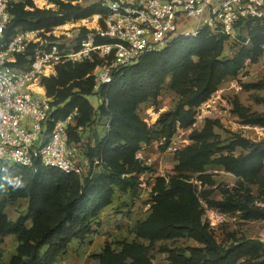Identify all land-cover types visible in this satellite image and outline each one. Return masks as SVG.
Listing matches in <instances>:
<instances>
[{
  "label": "trees",
  "instance_id": "trees-1",
  "mask_svg": "<svg viewBox=\"0 0 264 264\" xmlns=\"http://www.w3.org/2000/svg\"><path fill=\"white\" fill-rule=\"evenodd\" d=\"M65 1L68 5L61 0L54 2L61 9L66 7L67 13L27 11L26 8H34L31 0L17 5L12 10L13 19L5 37L26 31L49 32L71 20H86L102 13L97 0H92L93 4L85 8L71 6L82 0ZM254 23L258 26L251 28ZM247 27L250 28L252 45H244L239 55L230 60L221 56L225 41L231 37L214 35L204 29L196 38L177 36L164 50L144 56L137 64L125 69L113 84L103 87L98 93L103 104L96 118L104 120L106 125L109 122V127L107 129L105 125L104 134L93 138V146L87 145L88 158L102 161L101 173L91 181L82 184L77 176L56 169L25 168L0 162V242L7 237H15L19 244L16 255L8 264H56L74 240L84 242L96 234V222L112 205L116 191L137 197L140 176L149 170L137 158L143 146L158 138L163 139L167 147L178 126L190 127L195 108L207 102L224 80L236 76L244 62L258 52L259 44L264 43V18L241 21L235 34H240ZM193 57L199 58L196 67ZM25 64V59L19 60L20 67ZM90 65L96 66L89 63L60 66L56 77L43 80L47 95L53 99L52 105L57 109L53 114L57 120H65L77 110V125L70 128L71 141L77 143L82 137L76 130L84 128L87 131L95 124L94 109L87 99L95 82L92 78L82 82L92 70ZM194 68L197 70L193 79L195 91L175 109L163 113L155 131L150 129L137 114L138 108L149 101H156L168 77L183 75ZM247 147L249 152L241 158L215 159L213 146H191L179 153L177 171L204 173L210 166L223 165L237 178L255 181L264 168V141ZM159 182L154 189L158 193L154 197L157 203L155 213L148 221L135 227V233L151 244L183 236L199 244V247L187 251L167 250L172 264H239L245 258L264 251V243L259 242L220 247L202 223L193 187L179 178L171 179L166 187L162 179ZM262 195L264 191L251 198L250 207L244 210L248 218L264 220V210L253 206L254 200ZM19 200L28 202L27 211L12 221L6 214V206ZM121 246L122 250L116 252L112 244L106 243L102 252L94 256L95 264H124L126 258L132 260L131 264H152L143 252H139L138 246L128 243ZM0 264H5L1 246Z\"/></svg>",
  "mask_w": 264,
  "mask_h": 264
},
{
  "label": "rangeland",
  "instance_id": "rangeland-1",
  "mask_svg": "<svg viewBox=\"0 0 264 264\" xmlns=\"http://www.w3.org/2000/svg\"><path fill=\"white\" fill-rule=\"evenodd\" d=\"M54 1L46 0L48 5L42 8L33 3L34 8L26 10L68 12L66 7L61 9ZM61 1L68 5L67 1ZM92 4V0H82L72 3L71 6L85 8ZM95 19V16L90 18L89 26L96 21ZM63 26L65 29L69 28L67 23ZM257 26L258 24L254 23L250 27ZM192 27V22L189 21L182 29L190 30ZM249 33L250 28L247 27L240 34L227 39L221 58L230 60L239 55L244 45L251 46ZM198 60V57L192 58L195 67L198 66ZM95 64L97 66L98 63ZM96 66L84 76L82 82L93 79ZM195 71L196 68L183 75L168 77L162 84L156 101H149L138 108L137 114L150 129L155 131L160 116L175 109L186 96L195 91L196 85L193 81ZM87 99L93 106L95 114L93 115L95 124L83 135L88 141L89 138L95 139L96 136L101 137L104 134L106 122L96 118L103 103L94 87ZM262 141H264V43L259 44L258 52L244 62L236 76L224 80L207 102L195 108L194 121L190 127L178 126L167 147L165 141L158 138L153 139L151 144L143 146L140 159L146 163L144 165L149 170L140 176L138 196L133 198L129 194L116 191L112 205L96 222V234L84 242L74 240L68 252L56 264H95L94 256L102 252L106 243L112 244L116 252L122 250V243L136 245L139 252H143L152 264H172L167 250L187 251L199 247L198 243L187 236L160 240L153 244L137 237L135 227L148 221L157 208L154 197L158 193L154 189L159 186V179L165 182L164 187L174 178L182 179L193 187L202 213V223L220 247L228 248L251 242L264 243V220L248 218L247 211L244 212L250 207L251 198L264 191V168L255 181L239 179L223 165L210 166L204 173L177 171L179 153L191 146H213L215 159L220 157L238 159L249 152L247 146ZM172 144L178 148L176 153L168 150ZM27 206L26 200L13 202L6 206V214L10 220L15 221L26 214ZM234 209L236 210L233 211ZM18 245L15 237H7L0 242L3 263L8 264L16 255ZM131 263L130 258L124 261V264ZM239 264H264V251L258 252L252 258H245Z\"/></svg>",
  "mask_w": 264,
  "mask_h": 264
},
{
  "label": "built area",
  "instance_id": "built-area-1",
  "mask_svg": "<svg viewBox=\"0 0 264 264\" xmlns=\"http://www.w3.org/2000/svg\"><path fill=\"white\" fill-rule=\"evenodd\" d=\"M25 1L0 0V162L56 169L77 176L82 184L101 173L102 161L88 158L92 143L83 137L86 129L76 130L80 142L71 141L77 110L65 120L54 117L57 109L44 79L56 77L60 66L98 63L93 79L100 93L125 69L161 52L177 36L196 38L208 29L233 38L241 21L264 18V0H97L102 13L95 16V27L72 20L68 30L57 27L6 38L12 10ZM189 21L193 27L182 29ZM20 59L26 60L23 67ZM168 150L176 153L178 148L172 144ZM253 206L264 210V195Z\"/></svg>",
  "mask_w": 264,
  "mask_h": 264
},
{
  "label": "bare ground",
  "instance_id": "bare-ground-1",
  "mask_svg": "<svg viewBox=\"0 0 264 264\" xmlns=\"http://www.w3.org/2000/svg\"><path fill=\"white\" fill-rule=\"evenodd\" d=\"M36 3L41 8L48 5L46 0H36ZM90 26L91 27H95L96 26V21H94V23H92ZM34 88H35L36 91H38L40 93H44V90L40 86L36 85Z\"/></svg>",
  "mask_w": 264,
  "mask_h": 264
},
{
  "label": "crops",
  "instance_id": "crops-1",
  "mask_svg": "<svg viewBox=\"0 0 264 264\" xmlns=\"http://www.w3.org/2000/svg\"><path fill=\"white\" fill-rule=\"evenodd\" d=\"M35 2H33L36 6H37V3H36V0H34ZM38 7V6H37ZM29 9V8H28ZM72 21V20H71ZM70 21V22H71ZM75 21V20H74ZM89 21H90V19H86V20H81V21H75V22H77V24H82L83 22H87L88 24V26H89ZM70 22H68L67 24L69 25V28L68 29H70L71 28V25H70ZM61 27H64V26H61ZM90 27V26H89ZM65 29V28H64ZM68 29H66V30H68ZM44 86V85H43ZM45 87V86H44ZM46 89V88H45ZM47 92V91H46ZM91 140V143H92V145H94L95 144V140L93 139V138H90ZM141 153V152H140ZM140 153L137 155V158L139 159V160H141L140 158H141V155H140ZM142 161V160H141ZM143 162V161H142ZM144 164H146V163H144ZM143 175V174H142ZM103 215V214H102ZM102 217V216H101Z\"/></svg>",
  "mask_w": 264,
  "mask_h": 264
}]
</instances>
